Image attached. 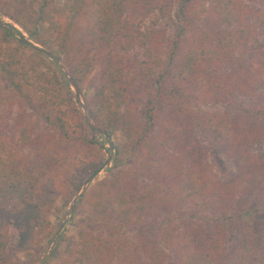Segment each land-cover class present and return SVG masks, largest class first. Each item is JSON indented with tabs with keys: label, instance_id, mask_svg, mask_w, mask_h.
<instances>
[{
	"label": "trees",
	"instance_id": "16d2710c",
	"mask_svg": "<svg viewBox=\"0 0 264 264\" xmlns=\"http://www.w3.org/2000/svg\"><path fill=\"white\" fill-rule=\"evenodd\" d=\"M154 12L163 25L144 28ZM0 13L124 138L126 159L76 201L61 264H264V0H0ZM0 34V107L18 104L11 143L0 138V264H16L13 252L44 250L55 199L104 152L55 62L18 30Z\"/></svg>",
	"mask_w": 264,
	"mask_h": 264
},
{
	"label": "rangeland",
	"instance_id": "374dc122",
	"mask_svg": "<svg viewBox=\"0 0 264 264\" xmlns=\"http://www.w3.org/2000/svg\"><path fill=\"white\" fill-rule=\"evenodd\" d=\"M38 1H40V0H38ZM53 2L55 4H57V5H61L62 2H63V0H53ZM0 20H2L3 22H6V23L9 24L6 27H9V28H13V29L18 30L20 32V34L23 36V38L26 41H31L28 38V36L22 31V29L18 25H16L12 20H10L8 17L2 15L1 13H0ZM163 23H164V20H163V18H161L160 14L158 12H154L153 14L149 15L147 18L144 19V21L142 22V26L144 28H151L153 26L154 27L155 26L156 27L157 26H162ZM14 38L15 39H18L19 38V35L14 34ZM31 42H33V41H31ZM13 44H16V43H13ZM34 44H36V43H34ZM0 45H5L4 38H3V36L1 34H0ZM74 48H75L74 51L76 53L77 50L78 51H83V50H85L86 47L84 45V42L81 41V39H77V40H75ZM27 53H28L27 50H25L24 52H22L23 55H26ZM128 54L129 55L130 54L131 55H137V50H135V51H133L131 53H128ZM65 67H66V65H65ZM66 69H67V67H66ZM81 91H82V94H83V96H84V98L86 100V93H87V91L86 90L84 91L82 89H81ZM27 93H31V92H27ZM36 100L38 102H40L42 100V93L41 92H37ZM73 104H75V103L72 102V103H68V104H65V105L62 106V109L63 110H66V111L69 112V114H68L67 117H68V119H69V121L71 123L73 122V118H72V113H71L70 107ZM76 105L78 106V109L80 110V112L82 114V111L80 109V106H79L77 100H76ZM17 107H18V104H16V103H14L11 107H9V106H2V107H0V138L5 139L6 142L8 143V146L11 143V138L13 137V135H11V134L15 133L16 132V129L18 127V125L16 123V120H15V117L17 115ZM82 116H83V114H82ZM24 121H26V123H29L30 125H34V124L37 123V120H36L35 116L32 114L31 107H28V109L26 111V116L24 117ZM86 125H87V123H86ZM87 127H88V125H87ZM89 130H90V128H89ZM90 133H91V131H90ZM92 137H93V135H92ZM93 138L96 141V143L98 144V146L101 147L102 150H103V152H104V161H103V164L100 167H102L105 164V160L107 158V154H110V163L108 164V166H106L105 168H103L99 172V174L94 178V181L87 188H89L97 180H101V179H103L106 176V174H107L106 173V170H107V168L111 167V165H112V159L114 157H117V158H119L121 160H124V158L126 159V154L124 153V149H123V146H122V143H123L124 138L120 134V132H117L114 135H112L111 137L110 136L108 137L102 131L100 134H98L96 137H93ZM110 140H113L114 141V146L113 147H112V144H111ZM257 149L261 153H264V141L258 145V148ZM1 156H2L3 159H7L8 154L3 152L1 154ZM208 162H211L212 170L216 174H220L221 175V174H224V173H226L228 171L227 162L226 163L224 162V163H221V164H217L216 162H213L212 157H210L208 159ZM82 184L79 186V188L82 186ZM79 188L74 192V194L71 196V198L69 200H67L64 196H60V195L55 199L54 205L51 208L50 214H49L50 221H51L52 225L55 226L54 233H55V230H56L58 224L61 222L62 217H63L66 209L68 208V206H69L72 198L77 193V191L79 190ZM72 212H73V210H72ZM72 212L70 213V216L67 218L66 222L64 223V225H63V227H62V229L60 231V234L58 236V239L56 241V244L53 247V249H52L51 253L49 254V256L46 258L47 261L44 264H61L62 258H63L62 251H61V249H59V251L57 250V251L54 252V249H55V247L58 244V241H59L60 236H66V235H73V234H75L76 215H74ZM9 231L12 232L13 234H15L14 233L15 232V229L12 226L9 227ZM54 233H53V235H54ZM53 235H52V237H53ZM52 237H51V239H52ZM51 239L46 243L44 250L46 249V247L50 243ZM43 251L39 255H37V256H34L33 255V252L32 251H29V250L28 251H21V252L16 251V252H13L11 254V257H12L14 263H16V264H25V263H27V262H29V261L37 258L38 256H40L43 253ZM42 262L39 263V264H42Z\"/></svg>",
	"mask_w": 264,
	"mask_h": 264
},
{
	"label": "water",
	"instance_id": "95a60500",
	"mask_svg": "<svg viewBox=\"0 0 264 264\" xmlns=\"http://www.w3.org/2000/svg\"><path fill=\"white\" fill-rule=\"evenodd\" d=\"M7 25H9L6 22H3L2 20H0V27H6ZM28 45L33 47L34 49L38 50L39 52L43 53L44 55H46L50 60H52L53 62H55V64L58 66V68L60 69V71L62 72L63 76L65 77L69 87L71 88L75 99L77 100L80 109L82 111L83 117L88 125V127L90 128V131L93 135V137H96L98 134H100L102 131L96 126L95 121L88 109L86 100L82 94V91L79 87V85L75 82V80L70 76V74L68 73L64 63L62 62V60L56 56L55 54H53L52 52H50L49 50H46L44 48H42L41 46L34 44L31 41H28ZM110 163V154H107V158L105 160V164L100 167L99 169H97L96 171H94L91 175L88 176V178L86 179V181L82 184V186L79 188V190L77 191V193L74 195V197L72 198L68 208L66 209L61 222L58 224L55 233L50 241V243L48 244V246L46 247V249L43 251V253L38 256L37 258L25 263V264H39L42 261H44L49 254L51 253L53 247L56 244V241L58 239V236L60 234V231L64 225V223L66 222L67 218L70 216V213L72 212L74 205L76 203V201L78 200V198L83 194V192L87 189V187L94 181V178L99 174V172L105 168L106 166H108V164Z\"/></svg>",
	"mask_w": 264,
	"mask_h": 264
}]
</instances>
